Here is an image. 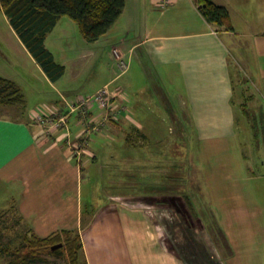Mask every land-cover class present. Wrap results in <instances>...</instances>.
Segmentation results:
<instances>
[{
    "label": "crops",
    "instance_id": "crops-1",
    "mask_svg": "<svg viewBox=\"0 0 264 264\" xmlns=\"http://www.w3.org/2000/svg\"><path fill=\"white\" fill-rule=\"evenodd\" d=\"M211 1L229 11L232 28H215L195 0H168L166 4L159 0H126L122 17L103 37L111 38L113 51H119L129 63L126 72L98 88L99 92L123 80L121 89L112 90L114 94L121 90L117 99L121 98L123 114L121 123L113 125L121 127L125 144L122 160L129 164L124 171V195L109 194L106 202L113 205H106L104 215L85 208L83 198L85 170H91L99 158L114 152L113 147L112 151L105 150L110 141L91 138L102 110L95 114L93 107L87 117L79 114L82 120L69 128L70 143L65 128L49 133L47 125L35 122L32 112H23L18 118L0 115V229L11 225L4 233L0 230V242L13 226L27 228L25 235L32 231L40 238L77 231L89 264H189L190 260L184 258L196 257L197 264H222V247L189 208L186 212L192 217L185 233H189L194 250L180 253L179 234L177 239L173 237L176 231L172 225L180 218L174 202L180 199V188L191 201L188 189L203 188V194L212 193L206 184L211 176L201 170L200 164L213 161L220 150L227 151L226 146L231 151L234 145L237 163L243 169L247 157L241 151L243 143L237 131L264 126V112L260 113L264 108V0ZM133 32L134 41L129 38ZM41 72L53 87L59 82L52 83L42 69ZM251 107L258 110L259 117L250 116L256 113L250 112ZM45 111L69 115L72 123V114L60 108L48 106ZM165 127L173 136L166 137L167 142L162 140ZM174 128L178 131L175 135L171 131ZM192 131L195 135L190 139ZM186 134L188 142L183 139ZM190 141L198 145L192 150L197 160L192 158L190 168L183 170L185 184L181 187L177 166L178 161H183V145L188 147ZM77 143L83 146L79 157L71 148ZM227 157L221 161L229 159L228 174H235L233 157ZM165 160L171 165L169 169L163 168ZM251 163L256 169L264 167V162ZM112 171L107 178L114 183L116 173ZM260 176L258 173L254 178ZM136 177L142 195L158 194L156 203L130 190L129 184L133 180L135 186ZM165 194L170 196L162 197ZM183 204L188 207L185 201ZM150 206L152 213L148 211ZM242 208L237 204L222 205L227 211L223 226L228 248L233 243L230 227L242 220ZM256 213L252 214L254 219L259 215ZM169 216L172 222L165 219ZM256 224L259 225L257 221ZM170 226L174 233L168 236L163 229ZM164 238L169 244L172 240L171 250L169 244L164 245Z\"/></svg>",
    "mask_w": 264,
    "mask_h": 264
},
{
    "label": "rangeland",
    "instance_id": "rangeland-1",
    "mask_svg": "<svg viewBox=\"0 0 264 264\" xmlns=\"http://www.w3.org/2000/svg\"><path fill=\"white\" fill-rule=\"evenodd\" d=\"M123 26L125 27L126 24L124 23ZM5 32H7V34ZM124 36H127L126 33ZM129 38L134 41L136 39L135 32H133ZM110 39L111 38H102L96 43H89L85 40L78 26L71 18L64 17L60 20L56 28L48 35L46 41L48 49L54 54L56 60L66 67V74L56 86L53 87L44 78L39 66L25 50L6 16L3 13H0V76L16 83L25 97V109L18 106L7 107L0 105V115L18 118L23 112L27 115L32 112L33 117L35 118L36 114H38L37 116L45 114V109L48 106H55L56 108H60L69 113L70 110H68V104L77 105L81 101L87 99L94 100L98 94V88L101 87L102 84L111 80L119 73H122L119 68L120 60H118L119 57L121 59V54L117 50H115V52L113 51ZM122 60L127 62V60L123 58ZM132 73L136 76L138 75L137 70H134ZM122 81V78L116 80L110 87V90L112 91L117 88L121 89ZM115 102V105L113 104L108 111L100 109L97 102H95L94 113L97 114L100 109L103 111V114L99 116L101 117V120L98 122L97 129L92 130L93 136L90 135L92 139H102L103 137L110 141V146L105 147V150L107 151L110 149L112 151L113 147L114 152H112L111 156L104 159L99 158L100 161L93 165L91 170H85V173L88 172L87 174L84 173V206L85 208L89 207L90 210H97L100 215H104L105 212H107V209H105L106 205H113L112 203L108 204L106 202L107 196L109 194L123 196L126 188L124 182L127 178L124 176V171L129 164L122 160L125 144H123L124 141L122 140L123 135L121 127L117 128L113 125L115 124L117 126V124L121 123L123 119L120 104L121 98L116 99ZM260 109V113L262 111L264 112V108ZM113 110H116V112H113ZM251 110L256 113H253V115L250 116H253V118L259 117L257 109L251 107L250 112ZM79 114H81L80 111L70 116L72 120V123L70 122L68 125L70 130L71 126H73L76 121L79 122L82 120V116L80 117ZM114 115H118L116 116L117 118ZM240 116H242V114H240ZM121 125L122 124L118 126ZM258 126L257 129L253 130L240 129L237 131L238 140L243 143L241 151L244 152L245 157H247L243 169L237 163L234 145L231 146V151L230 146H226L227 151L222 149L216 157L212 158L214 162L208 160V162L202 163L203 165L200 164L201 170L207 171L211 176V178L207 179L206 184H208L207 190L212 193L203 194V188H191L188 189L192 199L191 207H186L183 204V198L174 202L177 205L176 210H178V215L180 217L179 221L172 225L176 233L172 231L171 226L164 227L163 230L166 234L168 233V236L174 233L173 237L175 239H177L179 234L180 253L183 252L186 254L189 253V251L192 253L194 250L190 245L191 241L189 240V233L185 232L188 231V219L195 215L197 217L199 216L202 225L206 227L217 242V245H219L220 248L222 247L220 250L222 264H264V167L258 168V170L254 164L251 163V161L264 162V126ZM108 127L113 128V131ZM163 131L162 140L167 142L166 137L172 138L173 136L169 135V128L165 127ZM171 131L174 135L178 132L176 128ZM186 132L188 133V131ZM190 133L192 134L190 139H193V136L195 135L194 131ZM65 134L68 143H70V133L66 130ZM183 139L187 141V134ZM71 148L77 150L75 145L71 146ZM183 148L185 152L182 156L183 161H178L177 166L179 171V184H182L181 187L185 184L182 172L184 169L187 171L190 168L193 158L192 150L193 148L196 150L198 145L195 143L193 146L192 141H190V145L188 147L183 145ZM187 148L188 151H185ZM84 149L86 152L85 147ZM187 152H189L188 154H190V157L187 155ZM228 152H230V154ZM75 155L77 157L76 153ZM179 155H181V150H179ZM226 155L230 157L231 160L233 157L232 163L234 165L236 164L237 169L236 173L234 172L235 174H228V172H230L228 169L231 165L229 164L231 163L229 162V159L226 163H224L225 161H221ZM107 159H109V161L106 163ZM196 160V158H193V161ZM165 164L166 166H164ZM106 165H108L107 168ZM162 165L164 166L163 168L167 169L171 166L166 160ZM112 169L115 170L116 173V177L113 179L114 183H112L110 178H107L109 173H113ZM258 173L261 175L259 179L254 178L255 174ZM134 182L136 187L133 186V180L129 184L131 185L130 190L132 192H135V194H139L140 196H145L146 198L150 197V199L153 200V203L158 201V199H156L158 194L150 193L148 195H142L139 185L137 186V182H139L137 177L134 179ZM182 189L183 188H180L179 190L180 194L184 193V190ZM156 190H159V188H156ZM166 196L170 195L165 194L162 197ZM1 198L2 195L0 194V199ZM117 200L119 199H116V201ZM92 202L95 203L92 204ZM132 204L138 205L139 203ZM167 204L171 206L169 201ZM223 204H237L238 207H243L240 209L244 215L242 220H239L238 223H233L229 230L233 240H231V242L233 243H229L228 239L227 241L231 248H228L225 243V238L228 236L223 225L227 220V215H225L227 211L222 209ZM103 205L105 206L103 207ZM258 206L259 211L257 209ZM115 208L116 205L112 209ZM187 208H189L192 216L190 214L188 215L186 212V210H188ZM122 211L125 213L127 212V210ZM148 211L152 213L154 212V209L150 206ZM254 212L259 214L255 219L252 217ZM165 216L168 215H164V217ZM165 219L172 222L170 216ZM256 221L259 225L256 224ZM179 223H182L183 226H179ZM10 227L2 226V230H0L4 233V231L10 229ZM9 232L12 234L6 232L7 234H4L3 238H1L0 264H70L63 252L65 250L57 256L50 255L44 250H38L36 257H32L33 255L29 251L30 247L27 246L28 243L25 240V236H27L25 235V233H27V228L21 229L20 227L13 226V229ZM28 234H30V232ZM171 242L169 244L168 239L164 238V245L169 244L170 250L172 245ZM196 243L200 246L199 240H197ZM1 247H9V253L11 254L3 253ZM183 248L186 249L184 250ZM23 259H25V263H21ZM184 259L186 261L190 260L189 264L199 263L198 261L196 262V259L198 260L197 257L193 259ZM81 260H85V262L89 264L83 252L81 253ZM85 262L82 261V264H85Z\"/></svg>",
    "mask_w": 264,
    "mask_h": 264
},
{
    "label": "trees",
    "instance_id": "trees-1",
    "mask_svg": "<svg viewBox=\"0 0 264 264\" xmlns=\"http://www.w3.org/2000/svg\"><path fill=\"white\" fill-rule=\"evenodd\" d=\"M195 2L202 15L215 28H232L230 13L225 7L218 6L211 0H195ZM125 8L126 0H0V13L6 16L22 44L52 83L60 81L66 74V67L56 60L46 44L48 35L60 20L64 17L71 18L85 40L96 43L112 30L122 17ZM115 98L117 99V96ZM115 98L111 106L116 103ZM0 105L25 109V97L21 89L13 81L1 76ZM90 111L80 115L87 117ZM46 115L59 117L57 113ZM79 141L83 142V140ZM179 196L186 204L188 203V207L192 206L191 200L185 194L179 193ZM25 240L30 247L32 257H36L38 250L56 256L65 250L63 252L70 264L85 262L81 260L84 249L81 235L77 231H61L46 238H40L31 231L25 236ZM58 244H63V247L53 251L52 247ZM9 250V247H1L3 253L11 254ZM21 263H25V259Z\"/></svg>",
    "mask_w": 264,
    "mask_h": 264
},
{
    "label": "built area",
    "instance_id": "built-area-1",
    "mask_svg": "<svg viewBox=\"0 0 264 264\" xmlns=\"http://www.w3.org/2000/svg\"><path fill=\"white\" fill-rule=\"evenodd\" d=\"M160 2H161V4H166L168 2V0H159V3ZM118 60H120L119 61L120 62V64H119L120 70L122 72H126L129 69V63L122 60V58L120 59V57ZM119 92L120 91L118 90V91H116V94H114L110 90L109 87H106L103 90H100L98 92V94L94 100L87 99V100L81 101L77 105L68 104V108L70 110L69 114H73V113H76L78 111H80V113H82V114H87L94 107V105L96 104L95 102H97L100 109L108 111L111 107L113 98H115L119 94ZM121 113H122V111H121ZM116 114H118V113H116ZM37 115L38 114L35 115V119L37 117L36 121L40 124L47 125L48 126L47 131L49 133L52 131H55L57 129H60V128H65L67 130V132L70 133L69 126H68L69 125V120H68L69 115H60L58 118H54V117L46 115V114H42L39 116H37ZM114 116L116 117L118 115H114ZM107 118H108V116H107ZM97 126L98 125L93 127L94 130L97 129ZM75 147L77 148V152H76L77 157H79L81 155V154L79 155V152H81V149L83 146L80 144H76Z\"/></svg>",
    "mask_w": 264,
    "mask_h": 264
},
{
    "label": "water",
    "instance_id": "water-1",
    "mask_svg": "<svg viewBox=\"0 0 264 264\" xmlns=\"http://www.w3.org/2000/svg\"><path fill=\"white\" fill-rule=\"evenodd\" d=\"M62 247H63V244H58V245L53 246L52 250L54 251V250L60 249Z\"/></svg>",
    "mask_w": 264,
    "mask_h": 264
},
{
    "label": "bare ground",
    "instance_id": "bare-ground-1",
    "mask_svg": "<svg viewBox=\"0 0 264 264\" xmlns=\"http://www.w3.org/2000/svg\"><path fill=\"white\" fill-rule=\"evenodd\" d=\"M8 27V26H7ZM6 28V27H5ZM6 31V30H5ZM7 34V32H5ZM8 37V36H7ZM14 43V42H13ZM14 46V45H13ZM14 48V47H13ZM15 49V48H14Z\"/></svg>",
    "mask_w": 264,
    "mask_h": 264
}]
</instances>
